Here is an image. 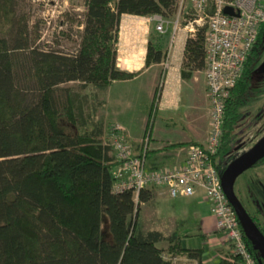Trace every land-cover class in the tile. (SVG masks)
Instances as JSON below:
<instances>
[{
  "label": "trees",
  "instance_id": "16d2710c",
  "mask_svg": "<svg viewBox=\"0 0 264 264\" xmlns=\"http://www.w3.org/2000/svg\"><path fill=\"white\" fill-rule=\"evenodd\" d=\"M9 3L0 0V264H171V258L182 256L203 264L201 248L181 246L182 238L189 237L186 230L166 237L138 226L139 205L152 200L153 193L142 190L135 203L130 192H112V170L118 163L102 127L86 112L84 96L61 88L77 82L80 88L102 91L114 82L132 80L136 73L116 67L121 16L169 19L175 0H85L79 47L73 55L37 50L26 39L20 41L17 33L10 48L3 33L9 26L13 30ZM201 31L185 43L183 79L204 70ZM263 44L264 24L225 104L212 157L217 171L227 166L236 145L235 129L241 108L254 94L252 67ZM23 49L29 56L25 77L33 86L26 93L17 84L12 55ZM166 50L167 37L150 30L145 67L161 63ZM263 163L264 158L256 166ZM246 212L264 236L258 217L262 211ZM244 240L256 263L263 264L251 242ZM227 256L217 264H233Z\"/></svg>",
  "mask_w": 264,
  "mask_h": 264
},
{
  "label": "built area",
  "instance_id": "2783aa9c",
  "mask_svg": "<svg viewBox=\"0 0 264 264\" xmlns=\"http://www.w3.org/2000/svg\"><path fill=\"white\" fill-rule=\"evenodd\" d=\"M229 7L232 15L223 10ZM171 19V41L182 27L188 39H194L200 29L204 35V78L209 103V136L205 144H190L180 165L147 170L145 154L148 136L141 140L135 155L122 128L115 125L107 144L117 161L112 170L113 193L130 192L135 203L139 193L150 186L160 187L172 198H190L202 191L214 218V228L221 234L217 246L226 250L233 264H257L251 256L234 210L221 187L220 176L212 157L217 151L222 133L225 104L230 91L241 76L244 63L258 29L264 24V0H175ZM150 20L155 31L164 34L166 22L158 15ZM168 66V53L163 60ZM178 264L179 258L170 259Z\"/></svg>",
  "mask_w": 264,
  "mask_h": 264
},
{
  "label": "crops",
  "instance_id": "0c3cea01",
  "mask_svg": "<svg viewBox=\"0 0 264 264\" xmlns=\"http://www.w3.org/2000/svg\"><path fill=\"white\" fill-rule=\"evenodd\" d=\"M123 17L118 30L120 50L116 55V67L137 75L129 81L114 82L100 91L97 97L94 96L97 101H94L90 110L91 120L99 123L104 136L109 138L112 128L119 125L135 155L140 152L141 140L148 136L145 154L147 170L180 165L187 146L205 144L209 136V103L204 73L195 71L190 79L182 78V60L188 37L181 27L171 41V19H163L166 22V31L162 34L167 37L168 66L164 67L162 61L145 67L146 43L150 30L155 31L154 22L150 20L151 16L122 15L121 18ZM140 99H144L149 107L148 114L137 115L131 111L132 104L138 103ZM180 144L184 146L178 147ZM146 190L153 193V199L158 197L159 192L166 194L160 187L150 186ZM166 196L168 203L186 207V216L199 219L200 233L207 242V249H202V263L207 264L206 260L223 258L227 252L217 247L216 237L220 233L215 231V221L209 209L203 208L207 203L203 192L197 191L190 198L172 199L167 194ZM188 260L196 264L193 260Z\"/></svg>",
  "mask_w": 264,
  "mask_h": 264
},
{
  "label": "rangeland",
  "instance_id": "374dc122",
  "mask_svg": "<svg viewBox=\"0 0 264 264\" xmlns=\"http://www.w3.org/2000/svg\"><path fill=\"white\" fill-rule=\"evenodd\" d=\"M9 7L13 30H10L9 26L3 33L10 48L13 45L14 35L17 33L20 41L26 39L28 46L37 50L65 55L75 54L79 47L80 33L82 31L85 0H11ZM123 19L124 17L120 19V22ZM118 43L119 41L116 45V55L120 50V44ZM27 54L25 49L12 51L17 64L16 71L18 76L16 81L25 93L33 87L25 77V72L29 65V56ZM61 88L69 89L84 96V101L86 102L85 110L89 114L94 101H97L94 96L97 97L101 93L91 86L85 89L80 88V84L77 82L62 84ZM250 88L254 94L250 102L241 108L242 116L235 129L237 142L232 150L231 157L226 158V163L246 152L253 143L264 136V46L252 67ZM92 96L94 99H92ZM131 111L137 115L148 114L149 107L144 99H140L138 103L132 104ZM93 115H95L94 112ZM104 138L108 144L110 138L106 135ZM215 162L217 165H222L218 159ZM222 171H218L219 176ZM263 177L264 170H257L255 167H251L235 180L234 193L244 209L250 214L254 213L255 205L257 208V205H261L264 202V189H260L261 183L259 180V178L262 179ZM262 181H264V178ZM168 200L165 193L159 192L156 199H152L146 204H140L136 217L138 226L143 231H159L166 237L173 232L186 230V232H189V237L182 238L181 246L190 249H207V242L203 239L199 230V219L186 216L184 214L186 207L179 204H170L167 202ZM260 205L258 207L259 210H261ZM203 208L207 210L209 205L205 203ZM194 210L195 208L191 212ZM261 221V226H263V219ZM220 237L221 234L216 238L220 239ZM178 258V264H192L186 257ZM218 260L215 258L210 261L206 260V262L207 264H217Z\"/></svg>",
  "mask_w": 264,
  "mask_h": 264
},
{
  "label": "water",
  "instance_id": "95a60500",
  "mask_svg": "<svg viewBox=\"0 0 264 264\" xmlns=\"http://www.w3.org/2000/svg\"><path fill=\"white\" fill-rule=\"evenodd\" d=\"M226 15H232L231 8H224ZM264 158V136L256 141L246 152L233 159L222 171L220 183L222 191L234 210L239 226L244 236L257 250L260 261L264 264V236L258 230L252 219L234 193V183L239 175L253 167L258 161Z\"/></svg>",
  "mask_w": 264,
  "mask_h": 264
},
{
  "label": "flooded vegetation",
  "instance_id": "af4514ba",
  "mask_svg": "<svg viewBox=\"0 0 264 264\" xmlns=\"http://www.w3.org/2000/svg\"><path fill=\"white\" fill-rule=\"evenodd\" d=\"M263 46H264V44H263ZM263 46L261 47V50H262ZM253 144H254V143H253ZM253 144H252V145H253ZM251 147H252V146H251ZM232 160H233V159H232ZM232 160H231V161H232ZM231 161H229L228 164H229ZM228 164H227V165H228ZM253 167H255L257 170H264V163H263V164H260V165H257V166H256V164H255ZM263 178H264V177H263ZM263 178H262V179L259 178L260 183H261V188H260V189H262V190L264 189V181H262ZM259 186H260V185H259ZM252 203H253V201H252ZM253 205H255V204H253ZM259 205H260V204H259ZM259 205H257V206L259 207ZM258 207H257V209H259ZM260 208H261L260 211H262V213H261L260 215H258V217H261V218L263 219V221H264V202H263V204L260 205ZM252 209H253V208H252ZM254 211H256V205H255V207H254ZM263 226H264V225H263Z\"/></svg>",
  "mask_w": 264,
  "mask_h": 264
}]
</instances>
